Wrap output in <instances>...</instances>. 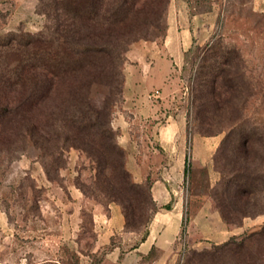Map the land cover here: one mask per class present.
Here are the masks:
<instances>
[{
  "label": "trees",
  "instance_id": "obj_1",
  "mask_svg": "<svg viewBox=\"0 0 264 264\" xmlns=\"http://www.w3.org/2000/svg\"><path fill=\"white\" fill-rule=\"evenodd\" d=\"M170 2L40 0L41 29L0 36V163L33 149L56 180L66 152L78 149L94 165L96 191L121 203L125 227L147 229L156 208L145 216L141 195L146 190L152 199V183L133 179L112 118L124 100L127 53L141 39L164 40ZM205 49L195 78L196 121L226 131L219 151L229 153V177L215 199L225 221L241 225L264 213L256 195L264 192V122L245 117L255 89L239 48L219 36ZM259 234L264 225L251 235Z\"/></svg>",
  "mask_w": 264,
  "mask_h": 264
},
{
  "label": "rangeland",
  "instance_id": "obj_2",
  "mask_svg": "<svg viewBox=\"0 0 264 264\" xmlns=\"http://www.w3.org/2000/svg\"><path fill=\"white\" fill-rule=\"evenodd\" d=\"M192 1L197 5L194 11L205 16L197 20L200 25L195 28L191 47L177 58V64L170 65L165 80L168 85L159 87L158 98L166 103L163 111L184 113V119L177 122L183 134L184 166L162 165L165 149L156 144L159 152L150 153L149 167L139 180V173L136 175V170L133 172L127 164V151L125 155L126 167L135 181L148 180L152 187L155 179L166 182L180 202L182 224L171 231L169 240L160 241L147 253L127 261V253L147 237L153 219L147 229H127L121 203L96 191L92 183L96 170L80 150H68L59 176L54 173L56 180H49L41 163L35 161L37 152L32 149L18 159L6 158L0 163V198L10 221L9 233L1 239L0 264H264V234L251 235L261 230L264 223L241 227L245 219L249 222L253 218L247 216L241 225L228 224L215 199L229 177V153L219 151L226 131H219L216 125H199L194 106L196 72L205 48L222 36L239 48L255 89V94L248 98L245 117L264 122V0ZM39 6L40 0H0V36L19 27L41 29L46 17L38 12ZM140 41L144 39L137 42ZM148 41H157L161 47L163 44L162 38ZM156 121L148 122L152 129L172 123L163 115ZM256 195L261 198L259 208L264 205V192ZM141 198L146 201L142 209L145 216L154 213L153 207L156 214L176 201L173 198L160 204L153 190L151 200L146 190ZM113 204L120 206L123 216L119 229L107 221ZM215 215L223 220L224 233L218 240L205 239L202 231L213 228L211 221H215ZM239 226L240 231L233 234L236 238L231 241L230 230ZM228 239L230 242L225 244Z\"/></svg>",
  "mask_w": 264,
  "mask_h": 264
},
{
  "label": "crops",
  "instance_id": "obj_3",
  "mask_svg": "<svg viewBox=\"0 0 264 264\" xmlns=\"http://www.w3.org/2000/svg\"><path fill=\"white\" fill-rule=\"evenodd\" d=\"M196 7L192 0H171L167 15L168 29L162 47L157 41L144 40L137 42L127 53L124 102L114 111L112 124L119 129L118 140L127 151V164L133 172L136 170V175L139 173L137 177L139 180L144 178L146 174L144 170L149 167L150 153L156 155L155 153L159 152L155 147L156 144L165 149L162 165L171 164L173 167L181 168L185 163L186 155L181 141L183 134L180 124L177 123L184 119V113L175 110L163 111L166 103L158 98L161 96L159 87L166 88L168 85L165 80L169 74L170 65L173 62L177 64V58L183 56L184 52L191 47L195 28L197 29L200 25L197 20L205 16L204 13L195 12ZM156 90H159V94L151 95ZM161 115L167 117V120L172 123L163 128L152 129L148 122H157V118ZM157 158L162 162L160 156ZM152 190L160 204L168 203L173 198L176 201L172 207L157 211L147 237L127 253V261L133 259L135 255L141 256L147 253L154 244L160 245V241L164 243L169 240L171 231L182 224L183 212L180 202L167 187L166 182L155 179ZM110 207L107 221L111 227L119 229L123 225L120 206L113 204ZM246 220L241 227L264 223V213L249 218V222ZM211 222L214 224L213 228L203 229L202 237L218 240L224 233L225 224L217 215H215V221ZM9 229V217L0 202V247L1 239L7 232L9 233ZM240 229V226L237 229H231L230 235L239 232Z\"/></svg>",
  "mask_w": 264,
  "mask_h": 264
},
{
  "label": "built area",
  "instance_id": "obj_4",
  "mask_svg": "<svg viewBox=\"0 0 264 264\" xmlns=\"http://www.w3.org/2000/svg\"><path fill=\"white\" fill-rule=\"evenodd\" d=\"M159 94V90H156L154 93H152L151 95H158Z\"/></svg>",
  "mask_w": 264,
  "mask_h": 264
}]
</instances>
